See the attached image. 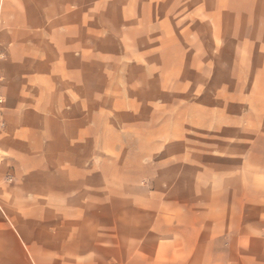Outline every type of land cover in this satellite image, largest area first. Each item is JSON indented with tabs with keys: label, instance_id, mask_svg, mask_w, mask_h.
Masks as SVG:
<instances>
[{
	"label": "crops",
	"instance_id": "1",
	"mask_svg": "<svg viewBox=\"0 0 264 264\" xmlns=\"http://www.w3.org/2000/svg\"><path fill=\"white\" fill-rule=\"evenodd\" d=\"M0 264H264V0H0Z\"/></svg>",
	"mask_w": 264,
	"mask_h": 264
},
{
	"label": "rangeland",
	"instance_id": "2",
	"mask_svg": "<svg viewBox=\"0 0 264 264\" xmlns=\"http://www.w3.org/2000/svg\"><path fill=\"white\" fill-rule=\"evenodd\" d=\"M256 28H257V26H256ZM257 29H256V35H261L263 32H261V30H257Z\"/></svg>",
	"mask_w": 264,
	"mask_h": 264
}]
</instances>
